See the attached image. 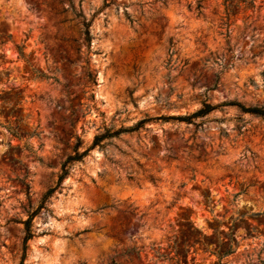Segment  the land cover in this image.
<instances>
[{"label": "rangeland", "instance_id": "374dc122", "mask_svg": "<svg viewBox=\"0 0 264 264\" xmlns=\"http://www.w3.org/2000/svg\"><path fill=\"white\" fill-rule=\"evenodd\" d=\"M226 102L264 108V0H0V264H264V117L167 119Z\"/></svg>", "mask_w": 264, "mask_h": 264}, {"label": "trees", "instance_id": "16d2710c", "mask_svg": "<svg viewBox=\"0 0 264 264\" xmlns=\"http://www.w3.org/2000/svg\"><path fill=\"white\" fill-rule=\"evenodd\" d=\"M165 1V0H164ZM225 1V5L230 2L231 0H224ZM230 7V6H229ZM227 6L226 10H225V22L223 23V26L225 28H227L226 31V37H228L229 34V18H230V9ZM202 9L201 4L198 2V4L196 5V10L200 11ZM84 35H85V39L88 42V44H91L92 41V35H91V31H90V24L89 23H84ZM89 79L92 83L96 82V76L90 74L89 75ZM224 107H234L236 109H238L242 114L245 115H253V116H257V117H264V108H259V107H245L244 105L238 103V102H226L220 105H211L208 103H204L202 108L199 109L198 111L190 114V115H185V116H178V117H169L167 119H172V120H178L181 122H185L188 124H194L196 125V121L197 120H202L204 118H206L210 113H212L215 110L224 108ZM147 122V120H142L140 122H138L135 126L130 127V128H120L119 130L113 131L112 129L106 130L105 133L96 136L92 145L85 149L84 151L80 152L79 149L81 147V141L78 140V143L76 145V151H75V155L69 157L66 161V164H72L78 161L83 160L88 154L89 152L96 148V147H101L102 143L105 140H110L113 138H117L122 134H130V133H134L139 131L143 125ZM68 175V170H64L62 176L60 177V182L63 181V179ZM56 189H52L50 191L47 192V194L45 195V199H48L49 197H51L53 195V193L55 192ZM43 208V206H40L35 212H33L29 218L24 222L25 225V232H26V236L24 239V243L26 244L30 239H32L33 234H32V221L33 219L36 217V215L40 212V210ZM194 235L197 236V239L199 240V238L201 236H203V234L198 231L197 229H194ZM232 241L235 242V233H233L231 235ZM226 242H223L217 249H216V253H214L215 255L218 256V263H220V261H222L223 258H225L226 256L233 254L235 251L228 249L227 251H222V248H224V244ZM229 248V246H228ZM26 249V246H25ZM174 250H176V254L174 257L170 258V260L174 261V260H178L180 257L183 256H187L191 250V247H189L187 244L185 243H175V247L173 248ZM221 249V250H220ZM177 264H179V262L177 261Z\"/></svg>", "mask_w": 264, "mask_h": 264}]
</instances>
